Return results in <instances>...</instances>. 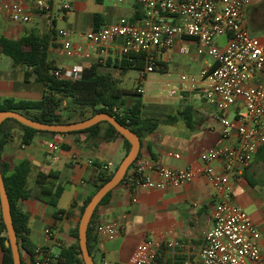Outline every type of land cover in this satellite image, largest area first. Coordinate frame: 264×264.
<instances>
[{"label":"crops","instance_id":"crops-1","mask_svg":"<svg viewBox=\"0 0 264 264\" xmlns=\"http://www.w3.org/2000/svg\"><path fill=\"white\" fill-rule=\"evenodd\" d=\"M20 1L27 5L33 0ZM260 1L254 0V3ZM5 2L6 0H0V7ZM70 3L72 10L63 12L61 6H56V0H52L53 12L50 19L37 15L28 24L13 23L0 12V39L18 41L30 35L48 37V61L52 64L54 61L55 68L79 65L85 69L97 64L96 55H93L92 60L84 62L66 60V57L54 48L58 30L87 32L114 24L120 18L140 24L145 20L143 7L134 0H126L124 3H117L116 0H71ZM60 24L66 28H60ZM220 42L223 43L224 40ZM30 49L29 46L24 47L26 51ZM159 59L166 71L172 63L185 67L193 63L198 69H202L207 61L197 55L196 43L192 39L176 42L172 50L160 53ZM0 72V100H42L45 88L37 83L33 68L15 64L1 49ZM99 73L113 75V78L122 83L120 88L128 78V71L123 72L116 68L114 61L103 64ZM180 85L184 92L177 99H170L168 102L162 100L154 104L163 106L168 112L158 129L141 140L138 159L153 160L172 169L193 165L198 171L197 176L191 183L165 190L142 189L129 183L114 189L110 200L98 207L96 225L91 234V246L97 264L100 263L101 257H105L109 264H129L136 247L149 240L162 244L157 264H199L198 254L205 242L206 232L211 228L212 213L219 200L214 185L201 172L200 161L211 149L220 145L222 129L218 122L208 116L211 108L203 99L202 84ZM126 93V96L133 94L128 91ZM142 103L145 108L146 104ZM187 106L193 109L192 127L180 116V112ZM168 116H176L179 119L169 121ZM5 131L9 137L0 151V161L5 170L11 172L20 162L29 161L32 165L30 188L36 187L39 173L55 174L58 177L57 184L64 187L57 208L36 197L20 201V206L29 219L33 253L35 249L42 248L50 253L60 254L62 249L75 243L72 233L78 228L86 201L96 192L95 181L104 174L102 166L112 163L113 173L127 155L124 140L116 137L112 141H101L98 138L91 139L87 133L38 134L30 145H24L20 127L9 124ZM236 142L237 138L233 136L228 143L234 145ZM52 143L61 146V150L56 153L57 161L53 160L54 153L49 148ZM215 166L219 172L222 171L221 162H217ZM263 166L264 162L257 161L255 156L243 170L244 182L234 185L232 199L235 205L252 218L261 235L259 244L262 249ZM154 178L157 179V176L154 175ZM56 211L59 213L56 214ZM1 216L0 204V220ZM111 222H116L123 228L122 235L112 241L100 237L96 229L97 224L101 227ZM48 230L52 233L51 237L46 234ZM171 241H177L179 245L169 247L168 243ZM21 254L22 261L30 264L33 254L23 249ZM3 260L4 251L0 241V264H3Z\"/></svg>","mask_w":264,"mask_h":264},{"label":"built area","instance_id":"built-area-1","mask_svg":"<svg viewBox=\"0 0 264 264\" xmlns=\"http://www.w3.org/2000/svg\"><path fill=\"white\" fill-rule=\"evenodd\" d=\"M126 0H116L124 3ZM144 9L142 24L120 18L97 30L75 32L57 31L54 48L73 61L92 60L96 65L109 60L132 61L139 57L144 66L139 71L137 92L144 93L146 76L157 71L166 72L159 54L172 50L176 42L192 39L196 53L206 59L197 78L182 75L180 84H202V96L210 106L208 116L221 126L220 145L201 158V172L209 178L219 195L213 213L211 228L198 254L199 264H264V249L260 247V232L250 215L232 202L234 185L244 182L243 170L248 167L264 145V36L258 37L248 25L247 11L254 0H134ZM72 4L61 6L70 12ZM1 14L16 24L31 23L41 15L50 19L52 0H33L25 5L20 0H6ZM224 42H220V40ZM84 68L71 65L54 70L59 80H77ZM166 87L170 94H182L184 89ZM108 109V108H107ZM113 114V115H112ZM112 116H122V110L113 107ZM116 118V117H115ZM236 136L237 142L229 144ZM53 160L61 150L59 144L49 145ZM177 157H179L177 155ZM78 160V159H77ZM76 160V161H77ZM136 186L142 189L165 190L191 183L198 171L193 165L182 169L162 166L153 160H136ZM221 162L222 171L215 166ZM93 164L92 161H88ZM112 163L102 166L110 174ZM157 176V179L154 178ZM123 228L116 222L103 224L98 235L115 240ZM52 236L51 231H46ZM177 241L168 243L178 246ZM162 244L144 241L132 254L129 264H157ZM60 254L35 249L30 264H59ZM99 264H109L101 257ZM189 264V263H188Z\"/></svg>","mask_w":264,"mask_h":264},{"label":"trees","instance_id":"trees-1","mask_svg":"<svg viewBox=\"0 0 264 264\" xmlns=\"http://www.w3.org/2000/svg\"><path fill=\"white\" fill-rule=\"evenodd\" d=\"M247 21L253 33L256 34L264 30L263 1L252 5L248 9ZM48 45V37H37L34 35L24 37L18 41L6 38L0 39L1 52L12 58L15 64H24L32 67L37 83L45 88L44 96L42 100L38 102L16 101L14 99L0 100V112L4 110H13L42 123L66 124L83 121L103 112L112 114L113 107H120L121 109V107L126 105L124 96L127 95V91L120 88L119 80L114 79L110 74L99 73V69L102 65H92L89 68H85L81 78L77 80L57 79L53 73L56 68L50 61H48ZM25 46H29L31 49L26 51L24 50ZM112 61L113 60H109V62ZM114 63L116 68L123 72L129 70L140 71L144 66L139 57H134L132 61L122 59L121 61H114ZM132 95L139 96L140 98L142 97L137 91ZM143 108L144 105L142 100L138 99L131 107H127L125 111H122V116L115 115L116 119L121 124L134 131L141 140L147 135L154 133L160 125L157 119L144 117ZM180 116L189 127H192V107H185L184 110L180 112ZM177 119H179V117L168 116L169 121H175ZM9 124L16 125L22 129V143L24 145H30L38 134H58L37 131L20 124L16 120L9 119L1 126L0 151L9 137V134L5 131ZM71 133H87L91 139L98 138L101 141H112L116 137H121L124 140L127 152L130 149L129 142L122 137L112 125L106 122L99 123L98 125L83 131ZM256 160L264 162V145L259 149L256 155ZM136 162L137 161L131 165L123 182L119 186L127 183L131 186L136 185L137 175L133 172L135 171ZM0 166L11 203L13 223L20 248L33 254L30 241L29 219L21 208L20 201L36 197L53 208H57L64 187L57 184L58 177L55 174L45 175L39 173L36 180V187L34 189L30 188L29 177L32 171V165L29 161L20 162L11 172L5 170V166L1 164V161ZM112 176L113 173L107 175L102 174L97 181H95L96 191L103 184L108 182ZM111 195L112 191L105 196L99 206L109 201ZM90 199L91 197L86 201L82 213ZM97 209L88 228V249L94 259L95 255L91 246V234L96 225ZM58 213L59 211H56V214ZM98 228L97 224V233ZM72 236L75 239V243L60 251L59 264H84L79 246L78 228L73 231ZM7 240V230L1 216L0 241L4 251L3 264H13L12 251L11 248L6 245ZM23 264L25 263L23 262Z\"/></svg>","mask_w":264,"mask_h":264},{"label":"water","instance_id":"water-1","mask_svg":"<svg viewBox=\"0 0 264 264\" xmlns=\"http://www.w3.org/2000/svg\"><path fill=\"white\" fill-rule=\"evenodd\" d=\"M16 120L20 124L27 126L29 128L35 129L37 131L51 132L58 134H65L71 132H79L89 129L99 123L106 122L112 125L115 130L124 137L130 144V149L113 173L112 178L103 184L91 197L90 201L86 205L80 223L78 225V240L80 251L82 253V259L84 264H96L94 258L88 249V228L91 223L92 217L107 194L116 189L124 180L126 174L128 173L131 165L137 160L140 150H141V139L139 136L123 124H121L114 116L110 113L103 112L99 113L91 118L83 121L66 123V124H49L42 123L40 121L31 119L24 114L13 111L4 110L0 112V130L2 124L6 120ZM0 204L2 219L6 226L8 240L6 245L11 248L13 256V264H23L21 248L19 245L18 237L13 223V216L11 210V203L5 186L1 166H0Z\"/></svg>","mask_w":264,"mask_h":264},{"label":"rangeland","instance_id":"rangeland-1","mask_svg":"<svg viewBox=\"0 0 264 264\" xmlns=\"http://www.w3.org/2000/svg\"><path fill=\"white\" fill-rule=\"evenodd\" d=\"M261 1H263L264 4V0ZM69 2H71V0H56V6L59 7ZM59 27L66 28V26L62 24H60ZM256 35L258 37L264 36V30L256 33ZM66 60L70 61V59L68 58H66ZM54 63L55 62L53 61V65L55 66ZM194 65L195 64L191 63L189 67H185V66H177L174 63H172L168 65V69L166 72L157 71L155 73L148 74L146 76L144 84L142 85V88L144 90V94L142 95V97L141 98L135 97L133 95L132 96L128 95L124 97V99L126 100V105L121 107V110L125 111L127 107L132 106V104L135 102V99L139 98L142 100V102L146 104V107L143 108L144 117L155 118L159 121V124L161 122H164L162 119L166 118V113L168 112L167 109H165L163 106H156L154 104H158L162 100L168 102L170 101V99H174V100L177 99L180 94L172 96L170 94V90L166 87V85L167 83H170L171 89H178L180 86L179 82L182 75L187 76L188 79H190L191 77L197 78L201 69H198ZM138 79H139V71L129 70L128 78L126 79L125 84L121 86V88L126 89L128 92L135 93L139 87ZM121 84L119 83V85ZM186 85L187 84H183V86ZM114 172L115 170L113 171V173Z\"/></svg>","mask_w":264,"mask_h":264}]
</instances>
